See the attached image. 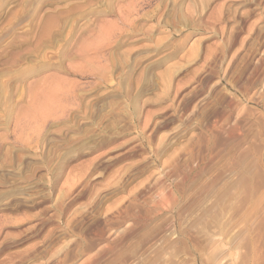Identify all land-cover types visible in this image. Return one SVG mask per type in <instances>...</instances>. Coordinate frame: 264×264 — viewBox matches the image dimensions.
Returning <instances> with one entry per match:
<instances>
[{"label":"rangeland","instance_id":"obj_1","mask_svg":"<svg viewBox=\"0 0 264 264\" xmlns=\"http://www.w3.org/2000/svg\"><path fill=\"white\" fill-rule=\"evenodd\" d=\"M0 86V264H264V0H0Z\"/></svg>","mask_w":264,"mask_h":264},{"label":"bare ground","instance_id":"obj_2","mask_svg":"<svg viewBox=\"0 0 264 264\" xmlns=\"http://www.w3.org/2000/svg\"><path fill=\"white\" fill-rule=\"evenodd\" d=\"M3 5H4V4H3ZM75 8H76V7H75ZM54 12H55V11H54ZM54 12H53V13H54ZM56 12H58V11H56ZM69 12H70V11H69ZM57 14L59 15V13H57ZM60 14H62V13H60ZM46 16H47V15H46ZM49 27H50V26H49ZM41 28H42V26H41ZM46 30H47V29H46ZM49 31H50V30H49ZM49 33H50V32H49ZM9 37H10V36H9ZM44 37H45V36H44ZM17 39H18V38H17ZM1 40H2V39H1ZM47 41H49V42L51 41V42H52V41H53L52 36H48ZM1 44H2V43H1ZM2 45H3V44H2ZM1 76H2V75H1ZM9 84H10V83H9ZM13 85H14V84H13ZM5 86H6V85H5ZM3 89H4V88H3L2 86H0V99H1L2 96L4 95V94H3V93H4V92H3V91H4ZM30 90H31V89H30ZM5 91H6V90H5ZM8 92H9V91H8ZM8 92H7V93H8ZM13 92H14V91H13ZM29 92L31 93V91H29ZM9 93H10V92H9ZM2 94H3V95H2ZM18 94H19V92H18ZM20 94H21V93H20ZM25 94H26V93H25ZM32 95L34 96L33 93H32ZM4 96H5V95H4ZM4 96H3V97H4ZM30 97H31V95H30ZM34 97H35V96H34ZM17 98H18V97H17ZM20 98H21V97H20ZM35 98H36V97H35ZM35 98H34V99H35ZM2 99H3V98H2ZM2 99H1V100H2ZM6 99L8 100L7 97H6ZM26 100H27V99H26ZM32 100H33V99H32ZM32 100H31V101H32ZM35 100H36V99H35ZM29 102H30V101H29ZM4 103H5V102H4ZM27 103H28V102H27ZM33 104H34V103H33ZM9 105H10V104H9ZM5 106H6V105H5ZM32 106H33V105H32ZM34 107H35V106H34ZM32 108H33V107H32ZM7 110H8V109H7ZM10 111H11V110H10ZM10 111H8V112H10ZM32 111H33V109H32ZM11 113H12V111H11ZM20 113H21V112H20ZM29 113H30V112H29ZM6 115H7V114H6ZM8 115H9V114H8ZM32 115H33V114H32ZM8 118H9V117H8ZM7 122H9V121H7ZM13 126H14V125H13ZM15 132H16V131H15ZM17 132H18V131H17Z\"/></svg>","mask_w":264,"mask_h":264}]
</instances>
